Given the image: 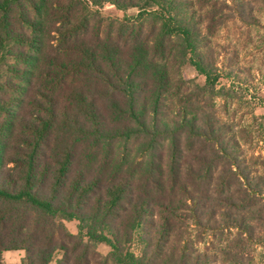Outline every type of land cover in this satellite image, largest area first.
Wrapping results in <instances>:
<instances>
[{"label":"trees","instance_id":"16d2710c","mask_svg":"<svg viewBox=\"0 0 264 264\" xmlns=\"http://www.w3.org/2000/svg\"><path fill=\"white\" fill-rule=\"evenodd\" d=\"M105 1L138 8L141 24L105 28L92 11L102 0H0V264L9 251H25L22 264H52L57 254L56 264H207L208 254L177 244L186 220L211 233L238 228L244 242L262 243L252 222H264V181L239 144L223 128L200 127L186 107L164 120L168 99L185 88L176 73L187 58L206 78L202 90L217 83L199 49L193 1ZM15 8L29 33L12 28ZM48 17L59 27L52 52L44 51ZM33 80L35 99L24 103ZM69 80L81 85L63 105L54 95ZM134 142L141 161L132 159ZM75 221L77 234L67 227ZM137 237L140 256L131 250Z\"/></svg>","mask_w":264,"mask_h":264},{"label":"rangeland","instance_id":"374dc122","mask_svg":"<svg viewBox=\"0 0 264 264\" xmlns=\"http://www.w3.org/2000/svg\"><path fill=\"white\" fill-rule=\"evenodd\" d=\"M102 1L103 4L92 7V11L97 13L105 28L114 26L116 31L117 21L123 24L131 21L135 26L141 24V21L136 23L141 18V11L138 8L119 10L111 3ZM192 1L197 19L201 18L199 28L204 43L199 45V49L205 64L217 77V83L214 91L202 90L206 86V78L187 58L180 71L176 73L177 76L181 73L185 88L181 90L182 96L175 95L168 99L169 110L165 109L167 116L164 120H173L174 114L182 107H186L189 118L196 117L200 127L207 128L213 125L217 129L223 128L230 145H235L236 142L239 144L238 153L241 160L245 161L249 169L264 181V0ZM28 9L29 7L24 3L23 10ZM156 11L157 8L151 10V13L154 14ZM148 16L146 14L142 20L145 33L151 30L152 24L154 25L152 18ZM48 19L46 24L48 39L44 51L52 52L60 48L59 27L51 17ZM11 22L12 28L17 33H29L24 29L19 9L15 8ZM94 25L95 21L92 22V26ZM157 26H160V23ZM70 46V43H66L61 47L70 49ZM172 51L175 59H181L183 48L176 45ZM32 82V87L27 88L28 91L21 97L24 103L35 99V93L29 90L39 86V83L35 80ZM80 85L81 82L74 83L69 80L58 86L54 95L56 101L63 105L69 104L73 91L79 89ZM82 88L86 87L82 86ZM87 90L88 88L84 91ZM8 94L12 96L13 93ZM88 95L94 96L93 91ZM30 110L26 104L21 111L22 117L29 119ZM57 136V141L61 143L63 134ZM185 141L183 138L184 143ZM168 146L169 142L166 147ZM132 147V159L141 161L143 157L138 149L140 144L134 142ZM186 214L181 213L185 220L189 216L188 213ZM185 222L186 225L184 222L180 223V232L183 231L184 234L176 239L177 244L181 246L184 240L186 242L184 245L190 248L194 256L208 254L210 258L207 264H264V222L260 224L256 221L252 222L256 228L255 234L262 239V243L259 244L244 242L246 235L238 228L211 233L195 227L193 223L187 225V220ZM78 226L77 221L67 224L74 234L78 233ZM144 247L141 239L137 237L131 245V250L140 256ZM98 251L107 255L111 248L101 244L98 246ZM25 257V251H9L3 255L4 264H22ZM59 258L61 254L55 256L52 264H56Z\"/></svg>","mask_w":264,"mask_h":264}]
</instances>
